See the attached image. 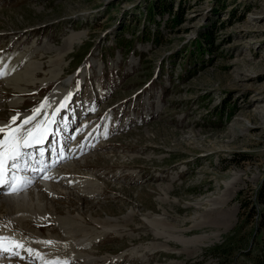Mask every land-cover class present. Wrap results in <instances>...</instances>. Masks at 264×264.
<instances>
[{
    "label": "rangeland",
    "instance_id": "obj_1",
    "mask_svg": "<svg viewBox=\"0 0 264 264\" xmlns=\"http://www.w3.org/2000/svg\"><path fill=\"white\" fill-rule=\"evenodd\" d=\"M168 12L181 16L177 26ZM0 56L5 66L23 57L0 75L2 124L15 111L11 100L29 112L57 76L80 87L75 132L90 140L103 123L98 136L108 134L64 167L92 178L99 190H88L97 193L78 197L60 184L53 202L28 194L38 215L51 207L67 225L62 235L42 224L40 234L81 238L90 264L264 261L256 196L264 180V0H0ZM4 79L17 88L4 89ZM32 79L50 82L31 86ZM69 93L57 96L55 109ZM219 245L228 246L226 256Z\"/></svg>",
    "mask_w": 264,
    "mask_h": 264
},
{
    "label": "bare ground",
    "instance_id": "obj_2",
    "mask_svg": "<svg viewBox=\"0 0 264 264\" xmlns=\"http://www.w3.org/2000/svg\"><path fill=\"white\" fill-rule=\"evenodd\" d=\"M11 46H12V44H11ZM6 51H8V50H6ZM31 55H33V54H31ZM4 58H7V57L5 56ZM4 58H2V57L0 58V73H3V75H1V76H4V77L11 74L12 70H10V67L18 66L19 63H21L23 61V57H20V59L15 61L14 64L12 63L10 66H5V64L2 63V62H6V59H4ZM7 62H8V59H7ZM38 72H37V74H38ZM26 73H28V72H26ZM28 75H29V73H28ZM32 75H34V74H32ZM30 76H28V77H30ZM8 77H10V76H8ZM11 77L13 78V76H11ZM31 78L32 77H30V79ZM57 78H58L57 76H54L53 78L50 79L51 82L49 80H46L44 82H37V81H35V79H32V81L30 82V83H32V84H30L31 86L35 85L37 83L46 84L49 82L50 83L56 82V85L53 87L52 92L48 96L45 97V98H47V102L45 104L44 109L41 112V117L44 115L45 112L48 113L49 118L51 117V113L55 110L54 104H55L56 98L60 93H62L65 90H68L71 93L73 92V89H72L74 87L73 83H71L70 81H66L64 78L58 81ZM73 80H74V78H73ZM2 81L3 82H1V85H3L4 89L8 90V88H10V89L14 90L17 88V87L11 86L10 83L6 79H4ZM25 82H27V81L25 80L24 83ZM47 86L48 85H46L45 87H47ZM49 86H51V85H49ZM19 87H20V84H19ZM41 91L42 90H39L37 93H39ZM17 93H19L21 95V97H23L24 94L28 93V91L27 90L24 91V89H22V90H19ZM27 96H28V94L23 98H26ZM21 97L19 98L20 100H21ZM45 98L42 99L40 101V103L33 106L29 110V112H27V113H20L19 112V109H20L19 104L21 103V101L20 102L16 101L17 99L11 100L8 104V107L12 110H15V111H13L12 114H10V118L19 114V119L16 121V123L19 124L20 120L31 115L33 110L38 108L41 105L42 101H45ZM21 108L24 109V107H22V106H21ZM71 108H72V106H71ZM0 114H2V113H0ZM39 119H40V117L37 118V120H39ZM9 121H10V119L5 123L3 121V124H2V122H0V126H7L9 124ZM34 123H35V121H34ZM86 134H88V133H86ZM82 159H84V157ZM61 179H62V181L60 182L59 180H61ZM57 181H59V184L55 186L54 183L56 184ZM50 182L53 184H51V186H49V187L42 186L41 185L42 183H38V185L35 186V188H31L28 191L23 192L19 195L6 196L4 194H0V236L12 237L16 241L20 242L24 247H23V249H18L19 255L22 256V258L25 261H31V262H34V264L35 263L36 264H48V262L52 261V258H55V257H58L59 260H61L60 255H68L70 257L72 256V258L75 259L76 261L83 259V260H85L86 263L90 264L91 256L84 255L78 249V247H80L82 245L81 244L82 243L81 238H78L76 240H64L68 236L66 233L65 234L67 236L64 235L62 237H59L53 233H51V235L39 233V230H40L39 226L40 225L50 223L53 226L52 227L53 231H57L63 235L64 234L63 227H65L67 225H66V222H64V223L60 222L61 219L59 218V216H55V214H54L55 210L53 211L51 207H50V210L48 213H42V214H44L43 216H41V214L38 215L36 212V211H38V210H36L38 208L37 207H36V209L33 208L34 206H32L31 203L29 202V195H36L38 193H42L44 195L49 196L50 198L53 197V199H52V202H53L54 199L58 198L56 196H59L58 191L60 188V184H64L68 190H75V194L78 197H81L83 195L87 196L90 193H92V194L97 193V190H99V189H97L96 184L92 178H90L88 176H84V177H81L80 175L76 176L75 174H69L68 175V173L65 171V168L53 173L51 175ZM90 186H94V188H96L97 190L96 191L93 190L94 192L91 190L89 191L88 189L90 188ZM33 205H34V203H33ZM39 213H41V212H39ZM131 215L132 214L128 213V215H126L125 217H131ZM123 219H125V218H123ZM75 220H76V218H75ZM75 220L74 221L70 220V224L73 223L77 226L79 225V226L85 228V226L82 224V222H75ZM157 220H159V219H157ZM110 221H113V220H110V218H108L106 220H103L102 222L106 225V224H109ZM143 221H144V224L153 223V227L156 225L155 219L151 220L150 223L145 218ZM69 225H68V227H69ZM31 226H35L37 228H32ZM105 227L106 226H104V229H105ZM82 229L83 228L80 229L77 227L78 231H82ZM77 230H75V232ZM66 232L68 233V231H66ZM159 234L162 236L165 235L163 233H159ZM69 235H70V233H69ZM82 237H85V236H82ZM59 240H60V242H59V244H57V242ZM166 240H175V241L185 245L186 243H189V242L193 243L196 239H193L192 241L191 240L186 241V240H181V238H176L173 236H167L166 235ZM46 241H52L53 243L52 244H46V243H44ZM86 242H87V240H86ZM53 247L56 248L61 253L59 256H55L53 254L54 253ZM29 248L33 250L32 253H28L27 251L24 250V249H29ZM55 259H57V258H55ZM55 259H53V260H55ZM0 264H8V263L6 262V259L3 258V259H0ZM13 264H15V263H13ZM16 264H18V263H16Z\"/></svg>",
    "mask_w": 264,
    "mask_h": 264
},
{
    "label": "snow or ice",
    "instance_id": "obj_3",
    "mask_svg": "<svg viewBox=\"0 0 264 264\" xmlns=\"http://www.w3.org/2000/svg\"><path fill=\"white\" fill-rule=\"evenodd\" d=\"M73 95V93H69L65 96L59 106L51 113L50 118L46 112L41 117V112L47 102V98H45V101H42L41 105L34 109L31 115L20 120L19 124L16 123L19 119V114H17L10 118L7 126H0V188L5 189L4 195H19L27 189L31 182L24 181L18 175L21 171L44 172V168L31 167L37 155L43 156L45 151L54 154L58 147L62 150L59 142L60 130L55 125L58 123L57 117L60 116L61 112L68 109ZM94 110L91 109V111ZM38 117H40L39 120H37ZM50 142L52 148L46 150L44 145ZM31 148H37V153L28 151ZM9 172L14 173L11 181L5 178ZM42 178L49 179L46 174ZM44 243L52 244L53 242L46 241ZM23 247L20 242L12 237L0 236V253H11L19 256L18 249H23ZM24 250L28 253L33 251L30 248ZM48 264H68V261H61L57 258L49 261Z\"/></svg>",
    "mask_w": 264,
    "mask_h": 264
},
{
    "label": "trees",
    "instance_id": "obj_4",
    "mask_svg": "<svg viewBox=\"0 0 264 264\" xmlns=\"http://www.w3.org/2000/svg\"><path fill=\"white\" fill-rule=\"evenodd\" d=\"M155 9V8H154ZM151 12V11H150ZM169 13V12H168ZM172 17V20H173V23H174V26H177L178 23H180L181 21V16H177V13L173 14V13H169ZM204 44L205 45H209L211 43V33L210 32H205L204 33ZM198 47L201 48L198 44ZM207 47H210V46H207ZM203 54V50H199L198 51V54ZM219 118H221V116H219ZM256 196L258 198V201L260 203H262L264 205V180L263 182L260 184V187H259V190L256 192ZM260 232L257 234V233H254L253 235V238L254 239H257L258 236H259ZM217 251H221L219 252L218 255H223V256H226L228 253H229V249H228V246L225 245V246H222V245H219L216 247ZM215 249V250H216ZM255 264H264V261L261 259L260 261H256Z\"/></svg>",
    "mask_w": 264,
    "mask_h": 264
}]
</instances>
